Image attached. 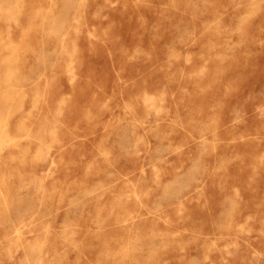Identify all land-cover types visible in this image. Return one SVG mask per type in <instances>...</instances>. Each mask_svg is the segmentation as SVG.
I'll list each match as a JSON object with an SVG mask.
<instances>
[{
  "label": "rangeland",
  "instance_id": "rangeland-1",
  "mask_svg": "<svg viewBox=\"0 0 264 264\" xmlns=\"http://www.w3.org/2000/svg\"><path fill=\"white\" fill-rule=\"evenodd\" d=\"M0 264H264V0H0Z\"/></svg>",
  "mask_w": 264,
  "mask_h": 264
},
{
  "label": "bare ground",
  "instance_id": "bare-ground-1",
  "mask_svg": "<svg viewBox=\"0 0 264 264\" xmlns=\"http://www.w3.org/2000/svg\"><path fill=\"white\" fill-rule=\"evenodd\" d=\"M190 1H191V0H190ZM203 1H204V0H203ZM40 6H41V5H40ZM43 6H44V5H43ZM54 6H55V5H54ZM54 6H52V7H54ZM43 8H45V7H43ZM50 8H51V7H50ZM46 9H47V8H46ZM46 9H45V10H46ZM205 14H207V13H205ZM209 15H210V14H209ZM97 18H98V17H97ZM55 20H56V19H55ZM4 24H5V23H4ZM2 25H3V24H2ZM13 26H14V25H13ZM13 26H12V27H13ZM2 27H3V26H2ZM6 27H7V26H6ZM7 28H8V27H7ZM1 29H2V28H1ZM105 30H106V28H105ZM103 31H104V30H103ZM223 31H224V30H223ZM223 31H222V32H223Z\"/></svg>",
  "mask_w": 264,
  "mask_h": 264
}]
</instances>
